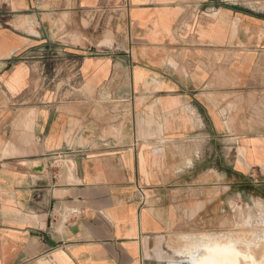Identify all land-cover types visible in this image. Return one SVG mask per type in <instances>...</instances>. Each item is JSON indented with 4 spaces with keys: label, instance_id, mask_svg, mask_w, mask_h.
<instances>
[{
    "label": "crops",
    "instance_id": "crops-1",
    "mask_svg": "<svg viewBox=\"0 0 264 264\" xmlns=\"http://www.w3.org/2000/svg\"><path fill=\"white\" fill-rule=\"evenodd\" d=\"M258 176L264 0H0V264H190Z\"/></svg>",
    "mask_w": 264,
    "mask_h": 264
},
{
    "label": "rangeland",
    "instance_id": "rangeland-1",
    "mask_svg": "<svg viewBox=\"0 0 264 264\" xmlns=\"http://www.w3.org/2000/svg\"><path fill=\"white\" fill-rule=\"evenodd\" d=\"M256 181V188L251 186L249 195L244 197V200L248 202L244 203L239 211L240 221L236 224L235 229L219 235L225 238L202 236L197 240H189L179 237L181 240L178 238L176 242L182 243V248H187V250L219 249L223 252L236 253L239 257L237 264H248L247 262L250 261L246 258L248 256L254 258L256 262L264 264V177L258 176ZM178 253L180 254V252ZM183 253L187 255L190 264H206L197 262L193 256L184 251Z\"/></svg>",
    "mask_w": 264,
    "mask_h": 264
},
{
    "label": "bare ground",
    "instance_id": "bare-ground-1",
    "mask_svg": "<svg viewBox=\"0 0 264 264\" xmlns=\"http://www.w3.org/2000/svg\"><path fill=\"white\" fill-rule=\"evenodd\" d=\"M184 252L193 256L199 263H206V264L207 263L208 264H237L239 263L238 261L239 257H237L238 255L236 253L223 252L222 250H219V249H211V250L203 249V251H198L194 249L192 250L186 249L184 250ZM246 258L250 260L249 262H247L248 264H260L256 262L254 258H251L249 256Z\"/></svg>",
    "mask_w": 264,
    "mask_h": 264
},
{
    "label": "built area",
    "instance_id": "built-area-1",
    "mask_svg": "<svg viewBox=\"0 0 264 264\" xmlns=\"http://www.w3.org/2000/svg\"><path fill=\"white\" fill-rule=\"evenodd\" d=\"M40 139L38 138V141ZM137 193H138V197H139V200H140V203L143 204L146 200V196H145V190L144 188L142 187H137Z\"/></svg>",
    "mask_w": 264,
    "mask_h": 264
}]
</instances>
